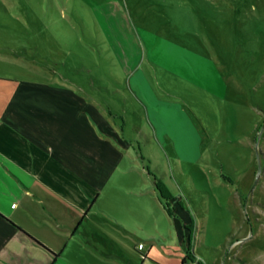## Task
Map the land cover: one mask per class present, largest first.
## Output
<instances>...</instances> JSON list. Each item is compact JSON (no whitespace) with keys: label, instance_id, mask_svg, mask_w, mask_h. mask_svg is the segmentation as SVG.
I'll list each match as a JSON object with an SVG mask.
<instances>
[{"label":"rangeland","instance_id":"rangeland-1","mask_svg":"<svg viewBox=\"0 0 264 264\" xmlns=\"http://www.w3.org/2000/svg\"><path fill=\"white\" fill-rule=\"evenodd\" d=\"M146 1L147 16L130 6L121 21L134 29L132 69L162 100L144 90L150 106L176 109L166 126L155 118L158 132L117 62L109 18L95 15L99 0H0V57L18 61L0 60V76L64 82L113 129L117 156L82 236L88 263L113 252L114 264H264V0ZM144 28L209 54L220 92L156 63Z\"/></svg>","mask_w":264,"mask_h":264},{"label":"crops","instance_id":"crops-1","mask_svg":"<svg viewBox=\"0 0 264 264\" xmlns=\"http://www.w3.org/2000/svg\"><path fill=\"white\" fill-rule=\"evenodd\" d=\"M97 3L102 5L95 4L99 8L94 10L96 17L103 23L108 17L111 28L106 25V32L114 38L116 32L121 40L114 41L115 53L122 55V61L116 56L117 62L131 75L129 86L137 92L158 132L155 118L166 126L167 112L154 104L150 106L144 90L153 102L162 100L148 92L144 72L132 69L134 53L125 38L134 29L131 23L121 21L129 18L126 8L130 6L136 7L138 18L147 16L149 1ZM128 11L133 17L132 10ZM147 29H143V35L156 63L197 82L205 81L220 92L221 82L212 79L214 67L209 54H201L198 49L200 53L192 51L182 42L167 40ZM0 60L18 65L17 59L7 56ZM81 99L64 82L0 76V264H90L82 236L88 230L86 221L95 212L117 155L114 146L105 139L114 132L103 113L96 107L88 108ZM81 109H89L103 124L104 138L82 125ZM172 115H176V109L165 117ZM108 255L109 261L93 258L98 264H114L113 252Z\"/></svg>","mask_w":264,"mask_h":264},{"label":"trees","instance_id":"trees-1","mask_svg":"<svg viewBox=\"0 0 264 264\" xmlns=\"http://www.w3.org/2000/svg\"><path fill=\"white\" fill-rule=\"evenodd\" d=\"M192 260L190 255H186L185 257L182 258L181 264H189V262Z\"/></svg>","mask_w":264,"mask_h":264},{"label":"water","instance_id":"water-1","mask_svg":"<svg viewBox=\"0 0 264 264\" xmlns=\"http://www.w3.org/2000/svg\"><path fill=\"white\" fill-rule=\"evenodd\" d=\"M263 131H264V124H263L262 127H261V130H260V133H259V137H258V139H259L260 136L262 135Z\"/></svg>","mask_w":264,"mask_h":264},{"label":"built area","instance_id":"built-area-1","mask_svg":"<svg viewBox=\"0 0 264 264\" xmlns=\"http://www.w3.org/2000/svg\"><path fill=\"white\" fill-rule=\"evenodd\" d=\"M13 205H16V203H14ZM142 246V244H140Z\"/></svg>","mask_w":264,"mask_h":264}]
</instances>
